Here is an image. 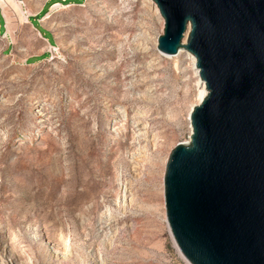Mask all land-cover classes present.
Returning <instances> with one entry per match:
<instances>
[{
    "label": "rangeland",
    "instance_id": "obj_1",
    "mask_svg": "<svg viewBox=\"0 0 264 264\" xmlns=\"http://www.w3.org/2000/svg\"><path fill=\"white\" fill-rule=\"evenodd\" d=\"M16 1L10 29L0 5V264H188L164 174L190 141L192 58L157 51L148 0Z\"/></svg>",
    "mask_w": 264,
    "mask_h": 264
},
{
    "label": "water",
    "instance_id": "obj_2",
    "mask_svg": "<svg viewBox=\"0 0 264 264\" xmlns=\"http://www.w3.org/2000/svg\"><path fill=\"white\" fill-rule=\"evenodd\" d=\"M151 1L157 51L194 56L208 92L166 162L172 239L189 264H264V0Z\"/></svg>",
    "mask_w": 264,
    "mask_h": 264
},
{
    "label": "bare ground",
    "instance_id": "obj_3",
    "mask_svg": "<svg viewBox=\"0 0 264 264\" xmlns=\"http://www.w3.org/2000/svg\"><path fill=\"white\" fill-rule=\"evenodd\" d=\"M148 1L151 4H153V6L155 8V14L160 16V12H159L158 8L156 7V5L154 3H152L151 0H148ZM0 5H1L2 9L4 10V13L6 15V18H7L8 24H9L8 26L10 29V23H13L14 19L20 20V18L22 17L23 14H22L21 8H20V6L16 0H0ZM184 43H185V41H184ZM183 52H185V51L181 50L178 55L182 54ZM188 55L192 58L193 68L199 74V71L196 68L195 57L192 56L190 53H188ZM198 87L199 88H198V101H197L198 104L197 105H199L201 103V101L206 97V95L208 93L206 90L205 84L202 83L201 80L199 82ZM135 136H137L138 138H140V137L145 138V134L143 133V129H139L138 132L135 134ZM142 158H143V152L134 151V153L131 156V160L134 163L135 167H137L139 165V163L142 162Z\"/></svg>",
    "mask_w": 264,
    "mask_h": 264
},
{
    "label": "built area",
    "instance_id": "obj_4",
    "mask_svg": "<svg viewBox=\"0 0 264 264\" xmlns=\"http://www.w3.org/2000/svg\"><path fill=\"white\" fill-rule=\"evenodd\" d=\"M185 260V259H184ZM186 261V260H185ZM187 262V261H186ZM188 263V262H187ZM189 264V263H188Z\"/></svg>",
    "mask_w": 264,
    "mask_h": 264
}]
</instances>
